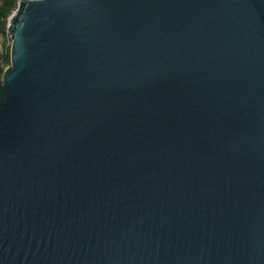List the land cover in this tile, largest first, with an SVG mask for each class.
I'll list each match as a JSON object with an SVG mask.
<instances>
[{
    "label": "water",
    "instance_id": "1",
    "mask_svg": "<svg viewBox=\"0 0 264 264\" xmlns=\"http://www.w3.org/2000/svg\"><path fill=\"white\" fill-rule=\"evenodd\" d=\"M0 77V264H264V0H21Z\"/></svg>",
    "mask_w": 264,
    "mask_h": 264
},
{
    "label": "trees",
    "instance_id": "2",
    "mask_svg": "<svg viewBox=\"0 0 264 264\" xmlns=\"http://www.w3.org/2000/svg\"><path fill=\"white\" fill-rule=\"evenodd\" d=\"M16 9V0H0V77L11 65V40L8 37L6 19Z\"/></svg>",
    "mask_w": 264,
    "mask_h": 264
},
{
    "label": "built area",
    "instance_id": "3",
    "mask_svg": "<svg viewBox=\"0 0 264 264\" xmlns=\"http://www.w3.org/2000/svg\"><path fill=\"white\" fill-rule=\"evenodd\" d=\"M20 1L21 0H16V9L15 10H17V8L19 7V5H20ZM15 10L10 14V16L6 19V26H7V33H8V26H9V22H10V20H11V17L13 16V14L15 13ZM8 37H9V39L11 40V36H10V34L8 33ZM12 42V41H11Z\"/></svg>",
    "mask_w": 264,
    "mask_h": 264
}]
</instances>
